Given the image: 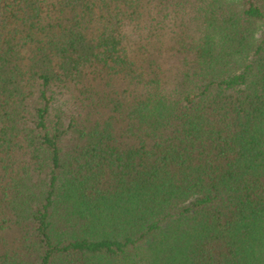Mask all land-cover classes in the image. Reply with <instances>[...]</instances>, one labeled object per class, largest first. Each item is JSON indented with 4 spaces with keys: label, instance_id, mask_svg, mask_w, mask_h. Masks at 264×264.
I'll return each instance as SVG.
<instances>
[{
    "label": "trees",
    "instance_id": "1",
    "mask_svg": "<svg viewBox=\"0 0 264 264\" xmlns=\"http://www.w3.org/2000/svg\"><path fill=\"white\" fill-rule=\"evenodd\" d=\"M0 264H264V0H0Z\"/></svg>",
    "mask_w": 264,
    "mask_h": 264
}]
</instances>
